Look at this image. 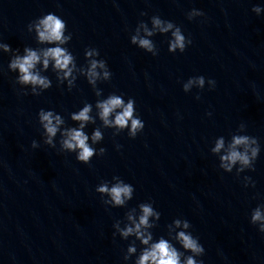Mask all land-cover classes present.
<instances>
[{
	"label": "water",
	"instance_id": "obj_1",
	"mask_svg": "<svg viewBox=\"0 0 264 264\" xmlns=\"http://www.w3.org/2000/svg\"><path fill=\"white\" fill-rule=\"evenodd\" d=\"M254 6L264 9V0H0V44L11 49L0 47V264H134L143 246L134 236H113V224L130 223L126 213L133 209L138 219L137 205L146 202L160 213L158 221L150 217L154 241L184 230L203 246L196 257L203 264H264V233L250 223L252 209L264 205V11L257 15ZM192 9L204 15L189 20ZM48 13L65 21L71 39L64 47L77 67L86 65L85 49L94 48L111 73L108 81L93 89L74 73L69 91L67 78L61 83L50 63L48 69L37 65L51 80L50 88H37L40 95L16 82L8 69L14 55L54 46L40 44L31 26ZM153 15L180 27L192 43L170 53V33L157 32L147 37L155 56L132 44L138 23L151 27ZM195 76L205 78L204 88L193 84L184 92L183 83ZM110 93L135 101L144 123L135 138L127 128L113 135L97 117L83 130L91 144L100 127L103 139L92 147L105 152L88 164L60 150L59 132L55 148L44 143L40 109L61 115V130L78 127L70 114L90 103L95 117V102ZM237 132L260 145L254 170L239 175L235 167L220 169L219 154L210 151L217 138L227 143ZM113 176L134 188L125 206L105 204L109 197L96 191L114 184ZM245 176L254 187H245ZM174 219L191 227L173 226L169 233ZM133 241L137 252L125 261Z\"/></svg>",
	"mask_w": 264,
	"mask_h": 264
},
{
	"label": "clouds",
	"instance_id": "obj_2",
	"mask_svg": "<svg viewBox=\"0 0 264 264\" xmlns=\"http://www.w3.org/2000/svg\"><path fill=\"white\" fill-rule=\"evenodd\" d=\"M252 12L259 15L264 9L260 6H254ZM146 13H141L145 15ZM204 13L197 9H192L187 13V18L192 20L197 16H203ZM151 27L144 22L138 23L131 35L130 40L132 44L138 45L139 48L151 53L153 56L157 55L156 47L153 41L147 37L159 33H170L168 40V51L170 53L179 51L183 52L187 45L192 41L186 38L182 33L181 28L176 26L173 22L162 20L159 16L153 15L151 18ZM35 28L38 42L44 45H54L43 47L39 50H33L30 47L24 48V55H14L9 64L8 69L16 72V82L22 86H31V93L33 95H40L43 91H37V88L46 90L51 87V80L47 76L40 74L37 70V65L42 64L44 69H48L50 63L54 71L57 72V78L62 83L65 78L68 82V90L74 87V81L77 79L76 74H82L88 84L96 88L98 81H108L111 73L108 70L106 62L102 59H97L99 56L98 50L94 48H86L84 57L86 65L77 67L75 57L72 53L64 47L70 39L71 33L65 35L66 23L59 16L48 13L39 17L31 23ZM141 31L143 35H141ZM0 47L8 52L11 51L10 46L0 44ZM62 73V75H60ZM207 83L210 89L215 86V81L209 79ZM195 84L200 89L204 88L205 78L203 76L190 77L187 83H183L182 88L184 92H188L190 87ZM95 95L100 97L99 90L95 91ZM199 99V96L196 97ZM96 115H92L93 105L84 103L83 107L74 113L70 114V119L78 122V127H66L61 130V125L65 123L63 117L56 114L52 110L40 109L37 113L38 123L42 128V133L45 137L44 143L55 148L54 138L57 133H60V150L76 153V160L78 162L88 164L94 155L102 156L105 152L104 148L99 150L92 147V145L103 139V134L100 127L93 130L91 134V144L89 143V136L84 132V128L88 123H95L98 117L102 126L105 128L114 129L113 135L127 128V135L129 138H135L136 135L144 128L143 121L136 115L135 101L129 98L126 102L122 95L110 93L104 99H97L95 102ZM208 115H211L208 113ZM244 124L239 125V129L243 130ZM33 148L39 147L38 143L33 140ZM119 147V146H117ZM212 154H219V168L224 172H232L235 167L236 174L247 170H254V163L260 152V145L256 137L247 134L234 133L230 140L226 143L223 136L215 140V145L210 149ZM116 182L109 186L108 182H104L96 189L97 192L106 194L109 199L105 200V204L113 206H125L126 203L132 199L134 188L132 185L125 183L118 176H113ZM245 187L251 182L250 177H244ZM254 187V182H251ZM139 209L138 219L134 215L135 209L126 213V219L130 223L124 224L121 227L120 223H114L113 228L116 231L113 233L127 239L134 236L143 246L139 252L138 258L135 259L134 264H203L198 261L196 257L204 254V248L199 243L197 237H194L191 232L184 230L176 232L174 237L165 239L163 236L157 240H153V235L149 229L154 226L150 222V217H154L157 221L160 218V213L156 211L151 202L140 203L137 205ZM264 205H258L251 211V221L253 225L259 224L258 231L264 233ZM189 229L191 227L187 220L174 219L171 225H168L169 233L174 228ZM170 239L178 242L183 251L178 250ZM137 252L135 242L129 244L124 254L123 259L127 261L130 254ZM185 252H190L191 255L185 257ZM182 257L184 259L182 260Z\"/></svg>",
	"mask_w": 264,
	"mask_h": 264
}]
</instances>
